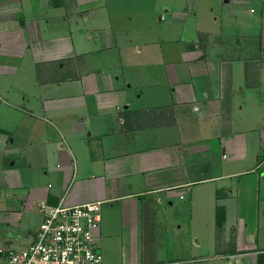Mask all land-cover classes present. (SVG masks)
<instances>
[{
  "label": "crops",
  "instance_id": "obj_1",
  "mask_svg": "<svg viewBox=\"0 0 264 264\" xmlns=\"http://www.w3.org/2000/svg\"><path fill=\"white\" fill-rule=\"evenodd\" d=\"M96 200L102 264L264 258V0H0V225Z\"/></svg>",
  "mask_w": 264,
  "mask_h": 264
},
{
  "label": "built area",
  "instance_id": "obj_2",
  "mask_svg": "<svg viewBox=\"0 0 264 264\" xmlns=\"http://www.w3.org/2000/svg\"><path fill=\"white\" fill-rule=\"evenodd\" d=\"M104 201L39 202L41 221L23 247L0 246V264H102L97 233Z\"/></svg>",
  "mask_w": 264,
  "mask_h": 264
},
{
  "label": "rangeland",
  "instance_id": "obj_3",
  "mask_svg": "<svg viewBox=\"0 0 264 264\" xmlns=\"http://www.w3.org/2000/svg\"><path fill=\"white\" fill-rule=\"evenodd\" d=\"M214 1V0H213ZM207 4V2H206ZM149 14H151V11L149 9H145ZM257 26V25H255ZM250 40V39H249ZM250 43L255 46L257 44V37L254 36V38H252L250 40ZM25 220L27 222L24 230L21 228H14V227H7L3 224L0 225V229L4 230L9 228L10 230H13V234H14V242H13V248L15 249H19L21 247H23L24 245H26L30 239L31 233L35 232V227H38L40 221L38 222V219L36 217V214H28L25 217ZM0 245H1V241H0Z\"/></svg>",
  "mask_w": 264,
  "mask_h": 264
},
{
  "label": "trees",
  "instance_id": "obj_4",
  "mask_svg": "<svg viewBox=\"0 0 264 264\" xmlns=\"http://www.w3.org/2000/svg\"><path fill=\"white\" fill-rule=\"evenodd\" d=\"M223 209L221 207H218L216 209V226L217 227H220L222 225V222H223ZM258 264H264V258L261 257L260 260L258 261Z\"/></svg>",
  "mask_w": 264,
  "mask_h": 264
}]
</instances>
